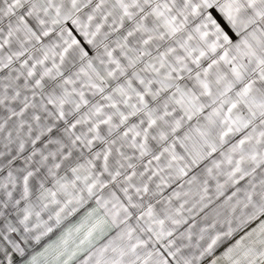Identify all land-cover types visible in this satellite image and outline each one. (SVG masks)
Listing matches in <instances>:
<instances>
[{
  "label": "snow or ice",
  "instance_id": "1",
  "mask_svg": "<svg viewBox=\"0 0 264 264\" xmlns=\"http://www.w3.org/2000/svg\"><path fill=\"white\" fill-rule=\"evenodd\" d=\"M0 264H264V0H0Z\"/></svg>",
  "mask_w": 264,
  "mask_h": 264
}]
</instances>
